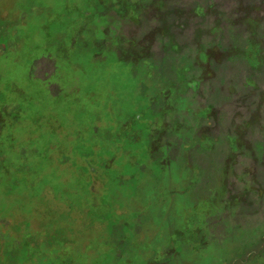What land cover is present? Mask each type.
I'll return each mask as SVG.
<instances>
[{"label":"rangeland","instance_id":"rangeland-1","mask_svg":"<svg viewBox=\"0 0 264 264\" xmlns=\"http://www.w3.org/2000/svg\"><path fill=\"white\" fill-rule=\"evenodd\" d=\"M0 264H264V0H0Z\"/></svg>","mask_w":264,"mask_h":264}]
</instances>
